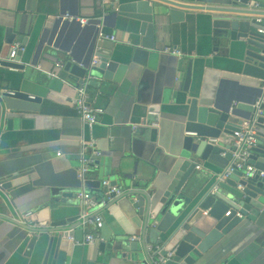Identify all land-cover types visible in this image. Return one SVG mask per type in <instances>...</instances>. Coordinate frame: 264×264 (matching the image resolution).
<instances>
[{"label": "crops", "instance_id": "0c3cea01", "mask_svg": "<svg viewBox=\"0 0 264 264\" xmlns=\"http://www.w3.org/2000/svg\"><path fill=\"white\" fill-rule=\"evenodd\" d=\"M171 1L205 8L186 11L182 21H172L168 16L155 18L156 49L162 51L169 48L179 51L180 55L167 53L168 57H163L156 69L132 65L118 81L104 80L92 73L93 79L88 84L90 102L104 109V114L98 124L89 130L71 102L80 78L69 75L68 80L63 81L60 77H50L49 73L55 71L56 60H69L70 54H74L77 61L88 60L89 41L96 25L79 23L78 28L70 18H104L112 0H0L5 9L14 11L21 18L23 26L20 31L28 36L17 63L22 69L8 71L0 67V90L18 91L40 100V110L24 116L8 113L3 119L0 106V172L9 170L12 174L10 188L5 190L12 207L8 210L0 201V264L29 263L23 249L18 247V228L2 219L14 220V210H31L34 220L41 222L48 213L49 189L32 186L20 179L18 182L17 179L25 158L33 154V150L46 148L55 151L79 169L83 157L82 142L92 135L98 142L100 155L96 157V167L85 177L89 182L87 190L90 195L95 197L102 193L104 188L108 189L103 185L104 181L112 184L122 174H131L132 182L138 184L137 188L141 190L161 193L172 182L183 162L181 154L185 146V131L176 117L179 104L190 94L213 97L221 94L222 101L226 100L232 87L230 67L234 54L228 52L227 43L218 42V13L206 8H217L232 0ZM58 18H63L66 23L61 22L51 37L47 31ZM138 26L137 21L127 18L106 19V24L101 23L99 29L106 35L115 36V40L98 41L97 38V45L122 52ZM42 37L52 40L57 48L51 49L52 56L44 54L35 59L37 44ZM13 46L5 44L0 27L2 61H7ZM185 57L194 62L192 79L186 89L188 63L183 61ZM94 58L99 60L93 55L91 62ZM2 70H5V75L1 74ZM88 74L86 72L81 77L82 82ZM136 103L158 105L161 109L159 121L146 125V119L142 118L133 123ZM230 142L224 140L222 146ZM194 162L200 168H195L191 175L208 185L211 180L209 170H203L202 160L194 159ZM78 193L71 198L59 196L70 217L81 218ZM100 216L103 219L102 228L94 230L89 224L80 227L84 233L82 240L74 244L71 264H140L123 259L120 251L123 242H138L140 239L141 220L132 207L120 201ZM85 230L88 232L85 233ZM92 233L98 237L86 242L87 234ZM101 245L111 250L109 255L100 251ZM211 252L199 264H264V236L248 224L216 245Z\"/></svg>", "mask_w": 264, "mask_h": 264}, {"label": "water", "instance_id": "95a60500", "mask_svg": "<svg viewBox=\"0 0 264 264\" xmlns=\"http://www.w3.org/2000/svg\"><path fill=\"white\" fill-rule=\"evenodd\" d=\"M203 9V6L171 0H112L106 17L86 24L96 25L89 41L88 60L77 61L74 54L69 55V60H56L63 66L59 77L67 81L69 75H73L80 78V85L86 72L104 80L118 81L132 65L156 69L160 60L168 54L156 49L155 18L168 16L172 21H182L186 11ZM206 9L218 13V42L227 43L228 52L234 54L230 67L232 87L225 101H222L221 94L214 97L190 94L179 104L176 117L184 127L185 146L181 154L182 165L172 182L161 193H152L137 188L138 184L132 182L131 174H122L111 184L117 192L109 193L104 188L94 197L97 206L91 214L84 218L81 214V218L70 217L59 196L76 197L81 190L89 193V182L78 177V168L65 156L46 148L33 150L35 152L25 158L17 179L18 182L20 179L32 186L49 189L51 199L47 216L37 222L33 211L14 210V220L2 219L18 228V247L29 258L28 264H71L74 244L82 240L84 233L80 227L120 201L127 202L141 220L139 241L123 242L120 246L121 257L134 263L154 264L155 258L162 256L166 259L163 264H199L216 245L248 224L264 236V102L256 105L258 99L264 98V0H232L223 6ZM117 18L139 23L122 52L109 50L96 42L98 25L106 24V19L115 21ZM62 19L54 21L47 31L51 37L61 22L66 23ZM71 21L79 28L81 23L76 18ZM22 26L21 18L14 11L5 9L0 2V27L6 45L19 44L24 48L28 36L21 33ZM37 45L35 59L44 54L50 57L51 49L57 48V44L45 37ZM22 52L18 50L17 58L13 60L1 61L0 67L22 69L17 64ZM93 55L99 58V64L90 67ZM183 61L188 63L186 89L192 79L194 62L186 57ZM1 72L6 74L5 70ZM6 91L0 90L3 119L8 113L24 116L40 110L38 98L30 99L29 95L18 91L11 96ZM258 109L260 113L256 115ZM160 112L158 105L136 103L132 122L138 123L145 118L146 125L156 123ZM254 119L256 143L247 161V166H252L254 171L246 179L247 166L240 169L233 164L235 148L231 142L225 146L222 142L232 141L233 132L238 129L241 120ZM194 159L202 160L203 170H209L211 180L208 185L191 175L197 166ZM229 168L232 171L228 174ZM8 171L0 172V201L9 210L12 205L5 190L10 188L12 174ZM27 212L30 215L23 217ZM227 212L230 214L225 216ZM238 213L241 217L237 216ZM149 245H160L161 248L152 253L148 250ZM100 251L109 255L111 250L101 245Z\"/></svg>", "mask_w": 264, "mask_h": 264}, {"label": "built area", "instance_id": "2783aa9c", "mask_svg": "<svg viewBox=\"0 0 264 264\" xmlns=\"http://www.w3.org/2000/svg\"><path fill=\"white\" fill-rule=\"evenodd\" d=\"M73 18H70L72 20ZM101 19V18H98ZM77 21H79L81 24L86 25L91 20L82 19V18H76ZM100 25H98L99 27ZM98 41L104 40V39H110L115 40V36L113 35H106L104 32H102L99 29L98 35H97ZM18 50H24V48L20 47L19 44L14 45L9 53L8 59L13 60ZM167 53H171L173 55H180V52L177 50H170L165 49L164 50ZM3 60V58L0 55V62ZM99 64V60L95 59L90 63V67H95ZM62 64L60 62H56L55 64V71L50 72L49 76L54 78H59V73L62 69ZM93 79V76L91 74H88L84 81L77 87L76 94L74 98H72V104L79 116V118L84 122V124L89 128V130H92L93 127L98 124L100 117L104 114V109L100 107L93 106L90 102V96L88 93V84L89 81ZM7 94L13 96L15 95V91L7 90ZM30 99H35L34 96H29ZM264 98L258 99L256 102L257 106H260L263 104ZM260 113V110L258 109L257 114ZM254 120H243L240 126L237 130L233 132L232 135V147L235 148V151L232 153L233 157V164H235L238 168H243L247 166L248 158L251 154V149L256 143V131L254 127ZM215 141V140H213ZM98 142L93 136L91 135L90 138L86 141L82 142V153L83 157L81 160V167L78 169V177L81 180H85L86 174L94 167H96V157L100 155V152L97 149ZM196 168H200V166H197ZM232 171V168H229L227 170V173L229 174ZM254 169L252 166L246 167V174L244 178H248L250 176V173H253ZM103 185H105L109 189V193H115L117 192L116 188L114 186H111V184L108 181H104ZM78 203L79 206L82 209L81 217L84 218L92 213V209H94L97 206L95 198L87 193L86 191L82 190L78 193ZM230 212L226 213V216H228ZM30 215V212H27L23 215V217H27ZM238 217H241V215L238 213ZM86 224L92 225L94 230H98L102 228L103 226V219L100 215L95 216ZM96 233L87 234L86 236V242H92L97 238ZM136 238H131V240H135ZM160 245H149L148 250L152 253L160 250ZM171 253L168 254L170 256ZM165 258L162 256H157L154 260V264H163L165 262Z\"/></svg>", "mask_w": 264, "mask_h": 264}]
</instances>
